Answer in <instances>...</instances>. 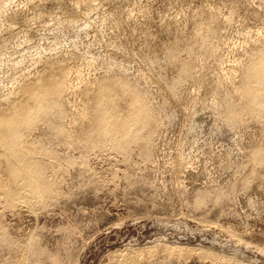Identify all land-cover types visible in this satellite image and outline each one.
<instances>
[{
  "label": "rangeland",
  "instance_id": "obj_1",
  "mask_svg": "<svg viewBox=\"0 0 264 264\" xmlns=\"http://www.w3.org/2000/svg\"><path fill=\"white\" fill-rule=\"evenodd\" d=\"M0 57V264H264V0H0Z\"/></svg>",
  "mask_w": 264,
  "mask_h": 264
},
{
  "label": "bare ground",
  "instance_id": "obj_2",
  "mask_svg": "<svg viewBox=\"0 0 264 264\" xmlns=\"http://www.w3.org/2000/svg\"><path fill=\"white\" fill-rule=\"evenodd\" d=\"M70 26L72 27V26H74L73 24H70ZM70 44V43H69ZM74 44V43H73ZM42 53V49H38L37 50V52H36V54L35 55H40ZM43 54V53H42ZM12 61H11V59H9V58H4V57H0V67L1 66H3V65H5V64H9V63H11ZM19 64V62L16 64V65H18ZM84 76H85V71H82V72H80L79 74H78V81L79 80H81V79H83L84 78ZM211 139H213V138H209V141H211ZM232 173H234V172H232ZM221 176V175H220ZM217 177L216 179L218 180V179H220V178H222V177ZM233 176V175H232ZM223 180V179H222ZM224 181V180H223Z\"/></svg>",
  "mask_w": 264,
  "mask_h": 264
}]
</instances>
